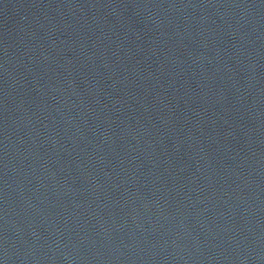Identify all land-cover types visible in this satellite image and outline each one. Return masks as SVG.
I'll return each instance as SVG.
<instances>
[{"label": "water", "instance_id": "water-1", "mask_svg": "<svg viewBox=\"0 0 264 264\" xmlns=\"http://www.w3.org/2000/svg\"><path fill=\"white\" fill-rule=\"evenodd\" d=\"M0 104L133 154L264 231V0H0Z\"/></svg>", "mask_w": 264, "mask_h": 264}]
</instances>
